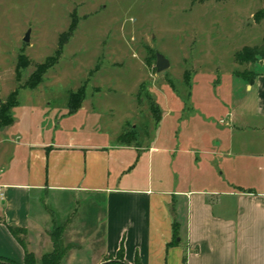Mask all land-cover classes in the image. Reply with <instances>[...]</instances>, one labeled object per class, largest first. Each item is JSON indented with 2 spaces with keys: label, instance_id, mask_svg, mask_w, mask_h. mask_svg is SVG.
<instances>
[{
  "label": "crops",
  "instance_id": "0c3cea01",
  "mask_svg": "<svg viewBox=\"0 0 264 264\" xmlns=\"http://www.w3.org/2000/svg\"><path fill=\"white\" fill-rule=\"evenodd\" d=\"M250 67L241 97L228 94L225 123L210 131L172 115L169 102L166 131L144 150L45 135L37 114L17 117L13 142L0 130V257L43 264L59 234V264H264V56ZM234 132L253 138L235 147Z\"/></svg>",
  "mask_w": 264,
  "mask_h": 264
},
{
  "label": "rangeland",
  "instance_id": "374dc122",
  "mask_svg": "<svg viewBox=\"0 0 264 264\" xmlns=\"http://www.w3.org/2000/svg\"><path fill=\"white\" fill-rule=\"evenodd\" d=\"M259 9L264 0H0L2 136L13 142L15 131L7 126L37 114L45 135L57 129L144 150L166 131L169 102L172 115L181 112V119L194 118L212 131L222 110L231 108L228 94L239 99L253 75L255 61L236 53L262 43L264 17L254 19ZM156 51L170 62L160 72ZM71 94L84 110L76 115H69ZM245 133L230 136L235 147L253 138ZM161 156L150 157L155 176Z\"/></svg>",
  "mask_w": 264,
  "mask_h": 264
},
{
  "label": "trees",
  "instance_id": "16d2710c",
  "mask_svg": "<svg viewBox=\"0 0 264 264\" xmlns=\"http://www.w3.org/2000/svg\"><path fill=\"white\" fill-rule=\"evenodd\" d=\"M262 17H264V9H259L254 13L255 21H259ZM261 56H264V36H263L262 43L257 44V45H253V46H247V47L243 48L241 51L236 53V57L242 59L246 63L256 61ZM49 63H50V60L46 61L45 63H43L42 65H40L37 68L36 72H34V74L32 76V78L35 81L40 79L39 74L44 72V70L49 66ZM250 80H252V77L250 78ZM78 96L79 95H75V94H71V96H70L69 109L71 112H74L77 110V106L79 103L78 101L81 99ZM5 113H6V110H5V108H3V110L0 113V121L1 120L4 121L3 119L5 117ZM1 125L2 124L0 123V128L2 127ZM9 229L13 235L18 236L20 228L10 226ZM57 232L59 233V230ZM57 232H56V234H57ZM58 236H59V234H58ZM58 236L54 234V245L56 247L54 248V250L52 252H50V253H48L42 257V263L43 264H59L60 258H61V252L57 248ZM118 256H119V258H122V248H120V250L118 252ZM0 259L7 264H15L14 262L7 260L6 258L0 257ZM34 263H35L34 256L30 253H26L25 254V264H34ZM112 263H114V262H109V263H105V264H112ZM136 264H139V262L136 261Z\"/></svg>",
  "mask_w": 264,
  "mask_h": 264
},
{
  "label": "water",
  "instance_id": "95a60500",
  "mask_svg": "<svg viewBox=\"0 0 264 264\" xmlns=\"http://www.w3.org/2000/svg\"><path fill=\"white\" fill-rule=\"evenodd\" d=\"M28 40H29V30L24 34V37H23V41L27 42ZM155 57H156L155 68L157 72L165 70L166 68L169 67L170 62L164 55L156 51Z\"/></svg>",
  "mask_w": 264,
  "mask_h": 264
}]
</instances>
